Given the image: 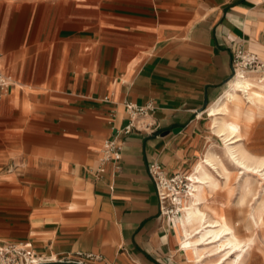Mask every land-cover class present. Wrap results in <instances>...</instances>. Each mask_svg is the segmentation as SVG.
Masks as SVG:
<instances>
[{
    "label": "crops",
    "instance_id": "1",
    "mask_svg": "<svg viewBox=\"0 0 264 264\" xmlns=\"http://www.w3.org/2000/svg\"><path fill=\"white\" fill-rule=\"evenodd\" d=\"M239 48L264 60V0H0V242L189 264L148 165L189 172ZM129 101L154 132L116 131ZM116 136L122 158L98 173Z\"/></svg>",
    "mask_w": 264,
    "mask_h": 264
},
{
    "label": "bare ground",
    "instance_id": "2",
    "mask_svg": "<svg viewBox=\"0 0 264 264\" xmlns=\"http://www.w3.org/2000/svg\"><path fill=\"white\" fill-rule=\"evenodd\" d=\"M257 107H264V71L240 69L230 79L222 95L208 107L207 114L213 120L212 132L223 143L224 153L233 169L230 170L210 148L187 174L189 191L182 201L180 214L173 218V222L180 247L190 263L242 264L243 255L239 252H248L252 247L249 240H243L239 235V226L232 224L223 212L224 202L212 197V193L218 192L222 185L211 180V172L218 179H223L231 192L234 190L233 182L243 174L264 177V158L253 155L244 146V135L237 121L225 122L240 111L251 116ZM255 181L246 178L242 184L245 198L255 190Z\"/></svg>",
    "mask_w": 264,
    "mask_h": 264
},
{
    "label": "built area",
    "instance_id": "3",
    "mask_svg": "<svg viewBox=\"0 0 264 264\" xmlns=\"http://www.w3.org/2000/svg\"><path fill=\"white\" fill-rule=\"evenodd\" d=\"M0 52V97L6 94L14 84L12 76L7 73L2 64ZM233 76L237 70L264 71V60L255 52L245 51L239 48L235 51L232 60ZM232 76V77H233ZM107 100V98H106ZM129 121L121 129L116 130L124 134H130L134 130L145 129L154 132L155 123L147 118L152 110L151 105L140 106L133 102L124 103ZM122 158V142L118 137L104 142L100 157L98 173L105 171V164L109 161L118 162ZM148 173L153 181L160 201L161 212L168 220H172L181 212L182 201L189 191L187 173L167 175L163 166L158 162L148 165ZM52 262H64L73 264H112L103 255L94 252L73 251L61 253L58 256L45 257L39 255L31 242L8 243L0 242V264H45Z\"/></svg>",
    "mask_w": 264,
    "mask_h": 264
},
{
    "label": "rangeland",
    "instance_id": "4",
    "mask_svg": "<svg viewBox=\"0 0 264 264\" xmlns=\"http://www.w3.org/2000/svg\"><path fill=\"white\" fill-rule=\"evenodd\" d=\"M252 74L257 75L255 73ZM244 107L246 108L247 105H244ZM254 111L255 113L251 116L245 111H240L235 116L225 119V122L237 121L244 135V141H242L244 146L253 155L264 158V107L254 108ZM210 121L211 119H209L211 127L212 123ZM206 135V146L201 148L198 155L185 170H188L190 174L193 166L202 159L210 148H213L226 166L232 170L233 167L229 164L227 156L224 153L223 143L212 132V129ZM246 178L256 180V188L247 198L242 194V184ZM211 180L219 182L222 185V188L218 192L212 193V197L224 202V206L222 207L223 212L228 216L232 224L239 226V235L242 239L249 240L252 244L248 252H239L243 255L242 264H264V177L258 174H243L237 181L233 182L234 190L232 192L229 191L224 180L218 179L215 173L211 172ZM188 257L190 259V256ZM189 264L194 263L191 262Z\"/></svg>",
    "mask_w": 264,
    "mask_h": 264
}]
</instances>
